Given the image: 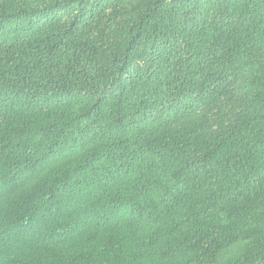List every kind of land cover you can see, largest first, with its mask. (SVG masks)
Listing matches in <instances>:
<instances>
[{
	"label": "trees",
	"instance_id": "obj_1",
	"mask_svg": "<svg viewBox=\"0 0 264 264\" xmlns=\"http://www.w3.org/2000/svg\"><path fill=\"white\" fill-rule=\"evenodd\" d=\"M0 264H264V0H0Z\"/></svg>",
	"mask_w": 264,
	"mask_h": 264
}]
</instances>
